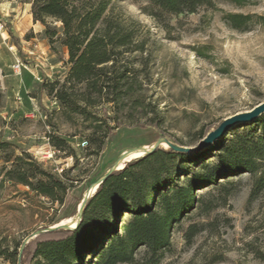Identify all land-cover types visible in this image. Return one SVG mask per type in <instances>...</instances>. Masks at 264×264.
Here are the masks:
<instances>
[{"label":"rangeland","instance_id":"1","mask_svg":"<svg viewBox=\"0 0 264 264\" xmlns=\"http://www.w3.org/2000/svg\"><path fill=\"white\" fill-rule=\"evenodd\" d=\"M214 1L215 8L165 14L159 22L145 10L148 0H114L116 13L142 25L146 51L124 55L140 70L133 94L141 100L136 104L134 96L126 94L118 103L96 107L109 126L95 130L90 120L68 115L55 92L48 90V83L62 82L68 72L67 48L56 41L51 49L44 24L34 22L29 0H0V141L14 144L0 148L3 245H25L34 232L62 223L74 227L86 191L124 152L143 155L158 140L157 147L165 149L194 146L201 140L199 132L206 135L228 116L264 101V21L254 17L250 29L240 31L223 19L227 12L264 16V0L242 6ZM51 24L60 28V22ZM17 62L19 72L13 69ZM246 123L228 133L249 129ZM51 135L65 138L76 157L55 148ZM22 151L72 178H64L70 187L62 203L26 185L1 182L3 166L12 165L6 155ZM257 177L243 172L222 179L224 185L218 188L197 190L212 208L198 203L173 226L171 247L159 264H264V178L253 191ZM192 224L199 230L190 238ZM94 260L95 254L87 255L80 264ZM0 264L12 263L0 256Z\"/></svg>","mask_w":264,"mask_h":264},{"label":"trees","instance_id":"2","mask_svg":"<svg viewBox=\"0 0 264 264\" xmlns=\"http://www.w3.org/2000/svg\"><path fill=\"white\" fill-rule=\"evenodd\" d=\"M228 1L242 6L252 0ZM29 2L34 22L45 26L51 49L60 41L68 50L64 80L47 84L68 115H81L96 130L109 126L96 107L118 103L126 94L134 96L136 104L140 102L141 97L133 94L140 70L132 67L124 56L146 51L139 21L126 20L116 13L114 0ZM148 2L145 10L159 22L165 14L192 13L202 6H216L214 0ZM254 17L264 21L262 15L242 12H227L223 19L232 28L245 31L250 29ZM53 21L60 22V28L52 26ZM246 125L250 128L228 133L200 151L157 147L126 161L100 184L75 229L43 231L24 246L20 242L11 247L0 240V256L12 264H80L92 254H95L93 264H159L171 247L173 226L198 203L206 210L212 208L204 196L197 195V190L218 188L243 172L258 175L253 191L260 186L264 178V115ZM204 135L199 132L198 138ZM50 139L55 148L76 157L75 149L65 138L51 135ZM12 145L0 141V148ZM5 161H11L12 165L3 166L2 183L10 180L13 185H26L53 201H64L70 187L64 178L72 179L67 172L59 175L49 170L26 151L9 153ZM197 228L196 224L190 226V238Z\"/></svg>","mask_w":264,"mask_h":264},{"label":"water","instance_id":"3","mask_svg":"<svg viewBox=\"0 0 264 264\" xmlns=\"http://www.w3.org/2000/svg\"><path fill=\"white\" fill-rule=\"evenodd\" d=\"M264 112V101L257 104L254 108L247 112H241L237 114H233L231 116H228L225 118L216 128L210 130L204 137L194 146H185V147H178L176 145H171V147L178 151H200L204 148H207L210 146L215 140L222 138L224 135H226L234 126L237 124L243 123V122H250L258 118V116ZM160 140H158L152 147L147 148L144 154H147L151 151H153L157 146L159 145ZM131 151H126L123 153V155L120 157V159L117 161V163L104 175L102 176L96 183L97 186L94 188L92 194H90L91 189L93 185L86 191V194L82 200V203L79 208V220L77 221L76 225L74 227L70 226L68 223H62L56 227H48L46 230H52L56 228H65V229H75L79 223L82 220L83 212L85 209V206L87 204V200L89 197L93 196L100 186V184L105 180V178L114 170L122 168L124 165L119 164L121 161H129V155ZM143 154V155H144ZM142 156V155H141ZM43 232V230H38L33 233V237L37 236L39 233ZM24 246V245H23ZM23 249V247H22ZM21 249V250H22Z\"/></svg>","mask_w":264,"mask_h":264},{"label":"bare ground","instance_id":"4","mask_svg":"<svg viewBox=\"0 0 264 264\" xmlns=\"http://www.w3.org/2000/svg\"><path fill=\"white\" fill-rule=\"evenodd\" d=\"M163 141V140H162ZM150 148V147H149ZM136 154V150L135 151H131L130 152V155H129V159H133V158H137V157H140V156H137L135 155ZM122 165V164H121ZM93 186H97V183H95ZM87 195V194H86Z\"/></svg>","mask_w":264,"mask_h":264},{"label":"built area","instance_id":"5","mask_svg":"<svg viewBox=\"0 0 264 264\" xmlns=\"http://www.w3.org/2000/svg\"><path fill=\"white\" fill-rule=\"evenodd\" d=\"M20 68H21L20 62H17L13 65V69L15 72H19Z\"/></svg>","mask_w":264,"mask_h":264}]
</instances>
